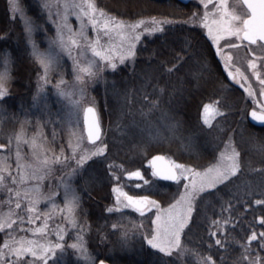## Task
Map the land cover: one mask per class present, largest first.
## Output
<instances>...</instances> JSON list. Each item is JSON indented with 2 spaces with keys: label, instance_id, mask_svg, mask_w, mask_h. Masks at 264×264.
<instances>
[{
  "label": "trees",
  "instance_id": "1",
  "mask_svg": "<svg viewBox=\"0 0 264 264\" xmlns=\"http://www.w3.org/2000/svg\"><path fill=\"white\" fill-rule=\"evenodd\" d=\"M161 1L165 0H139L136 7L125 9L127 12L123 17H169L170 14L160 7ZM21 4L27 15L35 17L38 23L43 24L47 20V14L37 0H21ZM172 4H176V7L170 8L172 14L179 11L183 13V9L188 8L176 1H172ZM100 6L113 14L116 12L115 15H121L122 11L111 8L109 4ZM184 21L168 25L163 33L144 35L136 45L138 56L135 62L107 72L106 81L92 89L97 97L99 117L108 129L105 141L108 150L103 156L93 158L85 170L75 177L73 185L83 197L78 216L81 224L87 221L91 226L85 239L96 260L104 259L112 264H158L163 256L148 247L142 235L137 233H130L131 246L119 258L108 255L104 247L102 249L101 244L119 238L125 228L132 229L134 224H141L142 221L132 211L107 212L114 202L112 188L116 185L111 173L121 177L119 183L129 194L149 195L167 206L176 195L173 183L153 178L147 160L154 154H163L203 170L216 163L223 140L228 138L234 141L241 152V172L232 178L227 187L221 186L218 196L208 197L198 206V215L194 216L195 223L191 231L185 230L184 243L198 250L201 256L211 255L217 264H233L242 252L240 244L233 242V236L244 242L252 231L258 237L264 232V222L260 220L264 216V205L256 203V200H264V129L252 125L244 114V107L239 105L228 106L223 110V116L218 120L222 124L220 130L202 122L203 107L216 98L217 86L222 91L225 86L219 84L222 73L204 30ZM4 53H9L13 60V79L10 82L12 95L8 98V107L18 117L13 119L5 114V132L9 133L25 117L26 110L31 109L28 115L32 122L36 124L39 119L44 124L45 135L48 140L53 138L56 151H60L61 147L65 149L67 124L64 122L62 103L59 101L58 105L55 104L58 113L51 124L49 116L45 115L47 111L44 105L32 107L40 68L31 55L21 21L18 18L13 20L7 0H0V69L3 67ZM210 78L215 82L211 83ZM53 131L56 133L55 138ZM109 164L114 166L109 169ZM137 169L142 170L145 178L153 183L136 188V183L143 182L130 181L127 172ZM246 192L251 195H246ZM224 201L233 204L231 215L235 218V223L228 228L229 243L226 249L215 245L216 237L209 236L214 231L210 221L221 218ZM223 216L227 217L228 212L224 211ZM142 219L146 225L151 222V216ZM113 223L120 225V228H112ZM217 235L224 239V233ZM104 236H107L106 240ZM4 241L5 235L0 231V252H3ZM97 247L102 250H96ZM250 247L259 249L264 244L257 240ZM252 255L264 256V251L253 252ZM56 259L59 264H82L71 249L63 256L59 252ZM167 259L169 264H199L191 254L182 260L175 256Z\"/></svg>",
  "mask_w": 264,
  "mask_h": 264
},
{
  "label": "snow or ice",
  "instance_id": "2",
  "mask_svg": "<svg viewBox=\"0 0 264 264\" xmlns=\"http://www.w3.org/2000/svg\"><path fill=\"white\" fill-rule=\"evenodd\" d=\"M199 2L204 7L203 14L193 12L189 21L199 22L207 29L208 36L215 42L217 51L223 56L224 67L228 69L232 79L237 80V75H239L238 83L248 81L243 71L229 63L232 60L231 52L226 56L223 55L220 41L224 40L228 48L235 49L239 47V44H233L230 39H227L235 37L238 38L240 44L247 41L249 46L259 45L264 49V0H237V7L245 6L242 13H238L235 8L230 9L228 0H199ZM40 4L48 12L47 20L56 26L55 37L47 35L48 29L45 24L38 23L35 17L27 15L21 0H9L12 19H16L19 15L23 20V29L27 35L28 43L31 45L32 56L40 66L36 93L32 97L34 101L32 107H36L41 99H46L48 86L51 84L50 76L53 73H59L60 79L55 88L58 96L70 100L73 111L68 114L69 122L80 110L81 100L84 98L89 81L94 82L103 78L106 70L116 71L127 61L134 63L138 56L136 45L140 43L145 33L151 35L163 33L166 25L177 23L171 18L156 16L139 18L134 21L126 20L101 7L98 0H40ZM209 6L212 7V11H209ZM70 15H75L79 19L78 30L74 29L69 22ZM54 16L58 19H54ZM90 27L95 30L94 37L89 35ZM40 30L46 34L45 39L48 41L46 50L41 49L35 39L37 31ZM6 37L7 34L4 38ZM62 53L67 54L72 60L71 72L74 74L75 85L78 88H74L71 92L65 88L67 82L64 79V71H62ZM252 56H255V52L252 53ZM180 58L178 57V59ZM2 62L3 67L0 70V126L7 118L5 114L12 116L13 119H18L8 107V98L12 95L9 84L13 79V60L9 53L3 54ZM249 63L253 69L256 68L254 59ZM257 79H260L259 73H257ZM260 83L264 86V80H260ZM77 90L81 100L74 99ZM246 90L249 96L255 98L256 90L251 87L250 81H248ZM262 94H264V88H262ZM21 107L23 108V105ZM43 107L47 109L49 106L45 103ZM211 108L213 105H206L204 108L205 123H208V114ZM30 111L31 109L26 110L19 130L6 136L8 143H0V149H10L14 146L15 158L18 161L16 175H13L11 166L7 163L8 157L0 156V192L7 193L8 196V199L2 203L9 206L14 204L15 209H20L21 202L27 201L24 211L25 214H31L27 221L30 225H35L41 216L44 217V220L41 226L23 228L24 216H18L11 207L7 213L0 214V231L7 234V239L2 245L3 252H0V264H49L50 259L57 257L58 251L63 256L68 249L76 253L77 260L82 264H97L96 257L89 250L85 239V234L91 230V226L87 221L81 224L78 216L83 197L71 181L77 174L85 170V165L94 157L103 156L108 150V145L101 141V146L94 147L90 151L84 147V138L73 133L75 140L70 139L68 143L71 154H66L64 148L61 147L57 155L47 146V136L43 131L44 124L39 119L36 121L39 130L28 136L26 126L32 124L28 115ZM86 111L89 114L87 139L92 142V145H95L96 141L100 140L99 118L94 107L89 106ZM214 114H221L219 108L214 110ZM251 116L264 123V100L259 101V110L252 109ZM53 136L55 138V131H53ZM22 143L29 144L32 148L31 157L28 159L21 151ZM73 161L76 164L75 168L70 167ZM148 165L151 168L152 177L157 181H174L178 185L182 184L183 191L178 194L179 198L164 208L159 200L153 199L151 196L130 195L119 183L121 177L113 172L111 177L116 181L115 187L112 188V191L116 193L115 203L107 208V212L115 213L123 212L124 209H134L143 216L156 209L155 219L152 222L154 228L147 232L142 231L141 235L147 238V244L152 249L157 250L158 254H163L158 264H169L167 258L174 256L182 260L189 254L194 255L199 264H217L211 255L201 256L198 250L189 248L184 243L185 230L191 231V226L195 223L194 216L198 215V206L208 197L218 196L221 186L227 187L232 182V178L241 172V152L229 139L227 150L220 153L218 161L203 170L179 163L164 155L153 156L148 161ZM113 166L109 164L107 167L111 169ZM63 167H69V171L58 178L59 187L63 189L66 201L61 207L55 202L59 195L57 186L53 185L46 191L44 181L57 179L56 170ZM127 178L130 181L135 179L143 182V184L136 183V188L153 183L145 178L140 169L128 171ZM10 183L20 187H10ZM13 193L15 199H13ZM245 194L251 195L247 192ZM219 198L223 199V197ZM42 201H47L50 204V210L46 213H41L39 210ZM256 203L264 205V200H256ZM224 205L221 206V218L210 221L214 231L210 232L209 236L216 237L215 245L226 249L229 243L228 228L235 223V218L231 215L233 204L224 201ZM224 211L228 212L227 217L223 216ZM60 213H66L65 222L76 229L74 241L70 245L65 243L68 229L59 224L55 229L58 240L49 238L52 231L49 221L54 214ZM14 216L16 219H13ZM17 220L20 221L19 225H17ZM260 220L264 222V216H261ZM14 225H17L19 231L31 232L32 238L27 235L18 236L17 229L13 228ZM112 228L119 229L120 225L113 223ZM142 228L143 224H134L132 229L125 228L119 237L120 247L123 249L130 247V233ZM217 233H224V239L219 238ZM104 239L106 240L107 236H104ZM257 240L264 244V232L260 233L258 237L257 233L252 231L244 242L236 240L233 236V242L240 244L242 249L240 257L233 264H264V256L252 255L253 252L264 251V247L259 249L250 247L252 242ZM29 255L31 260L26 259ZM223 259L221 257V261ZM53 264H59V260H53ZM99 264H107V262L100 260Z\"/></svg>",
  "mask_w": 264,
  "mask_h": 264
},
{
  "label": "rangeland",
  "instance_id": "3",
  "mask_svg": "<svg viewBox=\"0 0 264 264\" xmlns=\"http://www.w3.org/2000/svg\"><path fill=\"white\" fill-rule=\"evenodd\" d=\"M37 1L40 4V0H37ZM98 2H99V4H109V6L111 8L118 9V11L119 10L122 11L121 15H119V16L121 18H123V19H125L123 17V14H125L127 12V11H125V9H128V7H131V6L136 7L137 5H139L138 4L139 0H109V2H106V3H104L103 0H98ZM161 2H163V3L162 4L159 3L160 7L164 10L165 13H168V15L170 14L169 17H167V18H171L172 20L177 21V23H178V22L184 21L182 19H184V17L185 18L187 17L184 22L187 21L186 23L188 25H191V26L194 25V26H196L198 28H201V29L205 30V33L208 36L206 28H204L201 23H199V22L192 23V22L189 21V17L191 16V14L193 12H197V10H193L192 7H188V8H186V10L183 9L184 10L183 13H181L179 11V12H176V14L175 13L172 14V12H171L172 10L171 9H172V7L173 8L176 7V4L173 5L172 1H169V2L161 1ZM7 3H8V6H9V0H7ZM9 9H10V7H9ZM44 11L46 12V14L48 16L47 10L44 9ZM10 12H11V9H10ZM173 12H175V11H173ZM115 14H117V13L115 12ZM151 16H156L158 18H164L165 17V16H157V15H148V16H142V17H139V18H148V17H151ZM17 18L21 21V23L23 25V20L19 17V15H17ZM53 18L54 19H58V17H56V16H54ZM139 18H136V19H139ZM136 19H126V20H133L134 21ZM69 22L72 24L74 29H77V30L79 29V19L75 15H70L69 16ZM43 24H45V26L48 29L47 35L51 36V37H55V35H56V26L53 23H51V21H48V20H46ZM171 25H173V24H171ZM167 26L168 25H166L165 27H167ZM45 35L46 34L42 30L37 31V33L35 35V39L39 43L40 48L46 50V49H48V41L45 39ZM89 35L93 36V37L95 36V30L92 29L91 27L89 28ZM145 35H148V33H145ZM207 38H210V40H212L210 36H208ZM27 40H28V38H27ZM220 42H222V40ZM29 47H30L31 55H32V48H31L30 44H29ZM61 55L63 57V59H62V64H63L62 71H64V79L67 82L66 85H65V88H66L67 91L71 92V91H73L74 88H78V86L75 85L74 74L71 72L72 60H71V57L67 56V54H63L62 53ZM224 56H226V55H224ZM129 62L131 63L132 61H127L125 64H128ZM39 68H40V66H39ZM0 70H2V69H0ZM39 71H40V69H39ZM111 71H113V70L108 69V70L105 71V73L103 75V78L98 79V80H96L94 82L93 81H89L88 82V86L86 88L83 100H81L79 91L78 90L76 91L74 99L81 100V107H80V110H79L78 114L75 115L71 119V122H69V116H68V114L73 111L71 103H70V100L58 96L57 92H56V88H55L56 83L60 79V75H59V73H53L50 76L51 84L48 86L47 97H46V99H41L40 103L37 106H39L41 104L44 105L45 103L49 106L48 107L49 109L48 108L45 109L47 111V113H45V115L49 116L48 117L49 121H50L49 124H51V123H54V121L56 120L55 119L56 118V113H58V109H57L56 106L59 104L58 102L60 101L62 103V106H63L62 110H63V113H64V122H65V124H67V134H66V143L67 144H66V147L64 149L66 154H68V155L71 154V150H70V148L68 146V143H69L70 139L75 140V136L73 135V133H75L76 135H80V136H82L84 138L83 139L84 147L88 148L90 151L93 150L94 147L101 146V141L103 142V144H105L106 138L108 136V132H107L108 129L104 125V123L102 122L101 119H100V122H101V125L103 127L102 139L98 143H96L95 145H92V144H90L88 142V139H87V136H86L85 130H84V125H83V114H84V109L87 106H94L95 108L97 107V104H96L97 97L92 92V89L97 84L105 82L106 81V78H105L106 73L107 72H111ZM209 75H211V74H209ZM210 82L214 83L215 81H214V79L210 78ZM251 87L256 90V95H255V98H254L253 96H249V94H248V98L250 99V103H251L249 108H257V110H259V101L264 100V94H262V88L263 87L262 86H257V87L256 86H251ZM9 88H10V84H9ZM216 91H217V94L222 93L221 92V88L218 87V86L216 88ZM33 104H34V101L32 102V105ZM55 104H57V105H55ZM207 105H213V108L209 109L208 123H205L204 108H205L206 105L203 107V110H202V113H201L202 122L204 124H206L207 126H210V127L211 126H215V127L219 126L220 128L218 130L222 129V127H221L222 124H220V122H218V120L220 119V117L223 116V110L226 107L225 106H220L219 105V101H217L216 98L213 99V101H211ZM237 105H238L237 103H234V107H238ZM242 105H244V104H242ZM229 106L233 107V104H231ZM227 107H228V105H227ZM54 108H55V110H54ZM216 108H219L221 114H219V115L214 114V110ZM50 114H51V116H50ZM23 119L24 118H22L21 121ZM17 123H18V125H16L9 133L5 132L3 124H2V126H0V143H4V144L8 143V140L6 139V136L11 134L14 131H18L19 130L20 123L19 122H17ZM38 130H39V128H38L37 124H35L34 122H32V124L30 126H26V131H27L28 136H31L34 132H37ZM44 133H45V131H44ZM52 139L48 140V138H47V140H48V145L47 146L50 149L54 150L56 152V154L58 155L60 151H56V147H55L54 141H52ZM229 139H231V138H228L226 141L223 140V145H222V148L220 149V151L217 154L216 162L218 161V159L220 157V153L221 152H225L227 150V145L229 144ZM234 145H235V143H234ZM235 147H236V145H235ZM21 151L25 155L26 159L31 157L32 148H31V146L29 144H23L22 143L21 144ZM49 154H51V153H49ZM0 156H7L8 157L7 163L11 166V171H12L13 175H16V167H17L18 161L15 158V147L12 146V147H10V149H0ZM148 161H149V159L147 160V165H148ZM70 167L71 168H75L76 167V164H75L74 161L70 164ZM85 167H86V165H85ZM67 171H69V167L57 168L56 173H55L57 179L44 181V188H45L46 191H47V189L49 187H51L53 185L57 186V190L59 191V195L56 197V201L55 202L58 205H60L61 207L66 203V201L64 200L63 189L61 187H59V179L58 178L60 176L64 175ZM66 179H67V177H66ZM74 180H75V178H74ZM74 180L71 181L72 184H74L73 183ZM133 180H135V179H133ZM184 182H186V181H184ZM31 183H34V182H31ZM9 186L10 187H17V188L20 187L19 185H12L11 183L9 184ZM173 186H174L175 192H176V195L174 197V200H175V199L179 198L178 194L183 191V188H182V184L178 185L176 182H173ZM124 190L126 191V189H124ZM113 193H114V202L112 203V205H110V207L113 206V204L115 203L116 193L115 192H113ZM140 196H143V195H140ZM7 199H8L7 193L0 192V214L7 213L10 210V207H11V209H13L18 216H24L25 223L22 225L23 228L37 227V226H41L43 224V220H44L43 216H41V219L36 221L35 225H30L27 222L28 221V216L31 215L30 213L29 214H25V211H24V209H25V207L27 205V201H22L21 202V208L20 209H15V205L14 204L9 206L6 203H2L4 201H6ZM13 199H15L14 193H13ZM153 199H155V198H153ZM174 200H173V202H174ZM162 206L164 208L168 207V205L167 206L162 205ZM39 210H40L41 213L48 212L50 210V204L47 201H42L41 204L39 205ZM123 211L135 212V213L138 214V216L142 220L141 224H143V228L139 229V230H135L134 233H137V234L141 235L142 231L143 232H147V231H149V230L154 228V224L152 222L155 219L154 213H155L156 209H153L152 212L145 213L143 216H141V214L139 212H136L134 209H124ZM117 212H119V211H117ZM147 216H151V222H150L149 225H146L143 222V219H142L143 217H147ZM13 219H16V216H14ZM65 221H66V213H60L58 215L57 214L53 215L52 219L49 221V227L52 230L50 232V234H49V238L52 239V240H58V237L55 235V229H56V225L59 224L61 227H66L68 229V234L65 236V243L67 245H70L74 241L76 229L72 228L71 224H68ZM19 224H20V221L17 220V225H19ZM17 225H14L13 228L17 229V235L18 236L27 235L29 238H32V233L31 232L19 231V228H17ZM8 231H12V230H8ZM1 232L5 235V239H7L6 232H3V231H1ZM141 238L145 242V244L148 247L151 248V246L147 244V238L144 237V236H142ZM130 239H131V237H130ZM131 242H132V239H131ZM101 245H102V249L104 247L106 252L108 253V255H110V256H112L114 258H119V256L122 253H125V252H127V250H129V247L126 248V249H123V248L120 247L119 238H117L115 240H112L109 243H103ZM87 246L89 248L88 244H87ZM102 249L97 247L96 250H102ZM89 250H90V248H89ZM153 250H155V249H153ZM155 251H157V250H155ZM58 253H59V251H58ZM58 253H57V255H58ZM56 258L50 259L49 260V264H53V260H55ZM26 259L31 260L32 258L29 255V257H27Z\"/></svg>",
  "mask_w": 264,
  "mask_h": 264
},
{
  "label": "flooded vegetation",
  "instance_id": "4",
  "mask_svg": "<svg viewBox=\"0 0 264 264\" xmlns=\"http://www.w3.org/2000/svg\"><path fill=\"white\" fill-rule=\"evenodd\" d=\"M169 1H176L185 7H192L193 10H197V12L203 14L204 7L202 4H200L199 0H188L187 2H184L183 0H165V2ZM228 2L230 9L235 8L238 13L243 12L245 6L240 5L237 7V0H228ZM209 11H212L211 6H209ZM204 34L207 36L205 30ZM227 39H230L233 44H239V47L230 49L226 46L225 41L222 40L220 45L223 49V55H227L229 52H231L232 60L229 63L235 65V68H239L244 72L248 78V81L251 82V86H262L260 80H264V49H262L259 45L249 46L247 41H245L243 44H240L238 38L235 37ZM208 40L214 48L215 55L218 60V66L220 67L222 73L223 78L220 79L219 84L223 83L225 86V90L222 91L221 89L222 93L216 95L219 105L227 107V105L229 106L231 104L234 105V103H237L239 106L244 107V114L248 119V114L253 109L249 108L251 103L246 90L248 87V81L238 83L237 80L240 79L239 75H237V80L232 79L231 75H229L228 69L224 67L225 60L223 59L221 53L217 51L215 42L210 40V38H208ZM253 52H255V56H252ZM253 59L256 61L255 69H253L249 63V61ZM257 73H259L260 79H257ZM262 87L264 88V86ZM215 128L219 129L220 127L218 126Z\"/></svg>",
  "mask_w": 264,
  "mask_h": 264
},
{
  "label": "water",
  "instance_id": "5",
  "mask_svg": "<svg viewBox=\"0 0 264 264\" xmlns=\"http://www.w3.org/2000/svg\"><path fill=\"white\" fill-rule=\"evenodd\" d=\"M184 2H187L188 0H183ZM87 107H89V106H87ZM87 107L84 109V114H83V125H84V130H85V134H86V136H87V123H88V118H89V114L87 113V111H86V109H87ZM91 107H94V106H91ZM95 108V107H94ZM96 109V108H95ZM252 111V110H251ZM251 111H250V113H249V116H248V120H249V122L251 123V124H253L254 126H260V127H264V123H261V122H259V121H257V120H255V119H253L252 118V116H251ZM96 114L98 115V112H97V109H96ZM98 118H99V116H98ZM99 124H100V140L102 139V136H103V128H102V126H101V123H100V119H99ZM100 140H98V141H96V143H98ZM88 142L90 143V144H92V142L90 141V140H88ZM155 155H163V154H154L153 156H155ZM152 156V157H153ZM151 157V158H152ZM150 158V159H151ZM149 159V160H150ZM150 167V166H149ZM151 169V168H150ZM166 182H171V183H173L174 181H166ZM97 264H99V262L97 263ZM107 264H109V263H107Z\"/></svg>",
  "mask_w": 264,
  "mask_h": 264
},
{
  "label": "bare ground",
  "instance_id": "6",
  "mask_svg": "<svg viewBox=\"0 0 264 264\" xmlns=\"http://www.w3.org/2000/svg\"><path fill=\"white\" fill-rule=\"evenodd\" d=\"M250 113V112H249ZM248 116H249V114H248ZM253 125V124H252ZM257 128H259V129H264V127H260V126H256ZM164 182H166V181H164ZM100 260H104V259H100ZM100 260H97V263L100 261ZM107 263H109V264H112V263H110V262H108V261H106Z\"/></svg>",
  "mask_w": 264,
  "mask_h": 264
}]
</instances>
